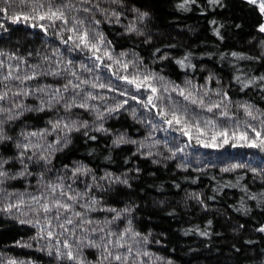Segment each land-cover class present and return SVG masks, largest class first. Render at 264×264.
<instances>
[{"label":"trees","instance_id":"obj_1","mask_svg":"<svg viewBox=\"0 0 264 264\" xmlns=\"http://www.w3.org/2000/svg\"><path fill=\"white\" fill-rule=\"evenodd\" d=\"M262 22L248 0H0V264H264Z\"/></svg>","mask_w":264,"mask_h":264},{"label":"snow or ice","instance_id":"obj_2","mask_svg":"<svg viewBox=\"0 0 264 264\" xmlns=\"http://www.w3.org/2000/svg\"><path fill=\"white\" fill-rule=\"evenodd\" d=\"M248 2H249V3H252V4H258V7H259L260 12H261L262 14H264V0H259V2H258V0H248ZM179 7L183 8L184 5H180ZM85 11H88V9H85ZM143 15H146V14H142V15H141V19L143 18ZM38 18H39L40 20H44L45 18H47L48 20H53V21H54V20H64V19H65V17H64V12H63L62 10L57 9L56 11H52L51 8L49 9V12H48V13H45L44 15H40ZM11 19H12V23H17L18 21L21 20V17H20V16H14V17H12ZM28 19H29L28 16H23V20H28ZM65 22H67V21H65ZM79 23H83V21H79ZM0 27H2V25H0ZM40 27H41V28H44L43 25H40ZM45 30H46V29H45ZM129 30L131 31L132 29H129ZM259 30H260L261 32H264V25H261V27H260ZM87 35H88L87 33H84L83 35H81V36L78 37L80 44H78L77 47H79L81 44H82L85 48H89V47H90V49L95 50V51L93 52V55L95 56V52H96V51H99V46H98L97 44H91V45H89L88 40H87ZM71 39H72V37H69V40H71ZM100 42L103 43V37H102V36L100 37ZM64 43H67V41H65ZM0 55H3V53H0ZM104 55H105L109 60H112V59H113L112 55H111L110 53H108L107 51H105ZM123 55H124V54L121 53V56H123ZM233 55L235 56V55H237V54H236V53H233ZM96 59L100 60L101 57L96 56ZM114 62H115V63H120L119 60H116V61H114ZM0 65H2V62H0ZM122 66H123L125 69H127L128 64L125 63V64H123ZM89 70H91V69H89ZM73 75H75V73H73ZM26 79H31V77H26ZM121 79H124V80L127 81V83H129V84H135L137 90H139L142 86H145L144 82H145V81H148L150 78L147 77V76H145V77L143 78V80H142V81H139V82H138L137 79H131V80H129L127 77H121ZM237 79H239V78H237ZM260 79H264V77H261ZM69 83L71 84V81H70ZM83 83H87V81H84ZM249 83H252V81H249ZM98 86H99L100 88H104V87H105L104 84H99ZM245 86H247V85H245ZM72 87H74V88H79V85H78V84H75V85H72ZM92 87H97V85H96V84H93ZM147 87H151V85H147ZM67 88H68V86L66 85V86H65V90H67ZM173 90H175V89H173ZM40 91H43V89H40ZM151 91H152V93H156V92H157V89L154 88V87H151ZM165 91H166V89H165ZM25 94H27V93H25ZM179 94L182 95V96H184V91H183V90H180V93H179ZM6 95H7V93H5V94H3V95H0V100H4V99L6 98ZM89 97H90V98H95V97H92L91 93H89ZM132 98L135 99L136 97H132ZM184 98H185L186 100L189 99L188 96H184ZM125 103H127V101H125ZM192 103L195 104V103H196V100H192ZM148 105H153V106H155V104H154V96H151V95H150V96L148 97L147 104H146L145 106L147 107ZM80 106H81V107H84L85 105H80ZM69 107H70V106H69ZM212 107L219 108L220 105L217 104V105H213ZM212 107L208 108L207 111L211 112V111H212ZM0 111H3V109L0 108ZM109 111H112V110L110 109ZM245 112H246V114H247L248 116L252 117L253 119L256 118V117L253 116V113L249 110V108H248L247 106H245ZM161 114H162V113H161ZM221 115L227 116V113H226V112H225V113H221ZM182 120H183V116H177L176 113L173 112V114H172V119H169V120H167V121H165V122L169 125V127H171V126L173 125V123H175V124H180ZM207 123L211 124L212 121H208ZM59 126H60L59 123L53 124V125H52L53 131H55L57 128H59ZM98 130H102V129H98ZM183 134H184V135H188L187 132H184ZM29 135H31V136H36L37 133H34V132H33V133H30ZM220 135L225 136L224 143H228V138H227L226 134H225V133H221ZM260 135H261V134H260L259 132L256 133V137H257L258 140H259L258 143H257L256 141H252V142H249V143H248V146H249V147H253V148H259L261 151H264V139H259V138H260ZM246 136H247V134L244 133V134L241 135L240 138H241V139H246ZM0 139H3V137H0ZM213 139H215V137H213ZM122 142H124L122 138L119 139V140H117V141H115L116 144H119V143H122ZM204 146H205V147H209L210 145L205 144ZM233 146H235V145H233ZM17 147H20V145H17ZM24 147L27 148L28 145H24ZM21 156H23V153H21ZM29 159H31V157H29ZM3 163H7V161H0V164H3ZM77 171H80V169H77ZM6 175H7L6 172L0 171V177L6 176ZM0 182H2V181H0ZM125 182H126V181H125ZM53 191H55V188L53 189ZM69 199L71 200V199H75V198H74V197H69ZM58 206L63 207V208H65L66 210L69 208V205H68V204H63V205H59V204H58ZM12 207H15V206H14V205H9V209L12 208ZM6 210H7V209H6ZM50 210H51V209L48 207V205H44V211H45V212H48V211H50ZM77 215H79V213H77ZM22 223H23V222H22ZM67 223H68V224H71L72 221H71V220H68ZM61 227H63V225H61ZM259 231L264 232V227L260 228ZM48 235H49V237H51V236H52V233L49 232ZM65 247H67V244H65ZM51 254H52V253L49 252V255H51ZM57 255H58V258L62 256V254H60L59 252L57 253ZM67 259H68L69 261H72V260L75 259L74 255H73V253H72L71 251L67 252ZM116 259L119 260L120 257L117 256Z\"/></svg>","mask_w":264,"mask_h":264},{"label":"rangeland","instance_id":"obj_3","mask_svg":"<svg viewBox=\"0 0 264 264\" xmlns=\"http://www.w3.org/2000/svg\"><path fill=\"white\" fill-rule=\"evenodd\" d=\"M258 2H259V0H258ZM261 25H264V14H263V22H262ZM261 25H260V27H261Z\"/></svg>","mask_w":264,"mask_h":264}]
</instances>
